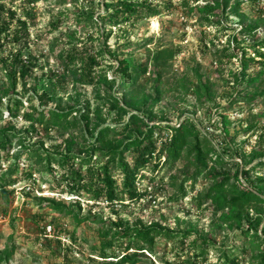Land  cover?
I'll return each instance as SVG.
<instances>
[{"label": "rangeland", "instance_id": "rangeland-1", "mask_svg": "<svg viewBox=\"0 0 264 264\" xmlns=\"http://www.w3.org/2000/svg\"><path fill=\"white\" fill-rule=\"evenodd\" d=\"M148 1L160 7L159 15H148L136 22L110 27L99 20L104 12L101 0H38L30 5L25 0L17 1L14 5L11 0H0V29L3 20L10 25V30L7 34L4 33L0 40V57L11 59L13 54L22 52L25 61L19 63V70L23 64H28L29 60L33 63L28 66L29 71L25 78L20 76L18 79L19 98L24 100L27 107L90 108L89 130L82 128L80 111L69 127L56 126L50 131H44L42 126H37V131L33 132L32 127L21 118L12 126L21 134L20 139L23 138L26 144L41 145L40 142H43L44 147L53 148L58 152L65 153L70 148L72 152H82L84 155L88 150L101 148L102 143L96 142L91 134L96 135L102 125H115L118 118L124 124L130 116H120L112 107L114 104L118 105L115 97L120 99L121 104H124L125 98L131 97L125 95L128 89L119 85L121 75L114 72L118 61L104 58L102 67L99 68L106 70L109 78H115V83L91 86L74 83L70 78H62L64 72L60 52L76 45L87 53H95L107 44V48L116 51L119 58L132 54L138 60H146L159 46L179 48L181 52L165 67L156 69L151 63L150 74L144 82L145 93L150 96L159 93L160 101L149 105V109L142 108L139 113L141 117L147 116L146 121L150 123L178 125L187 118H193L205 135L211 137L221 149L227 162L225 165H217L208 157L205 171L195 176V156L191 159L185 153L176 162L165 163L154 172L148 168L147 178L140 181L139 186L148 187L151 192L141 200L125 201L126 205L122 207L119 203L115 208L119 209L120 216L129 219L133 225L139 221L148 225L151 222H159L176 231H192L184 243L181 242V237L166 239L157 236L155 252L152 255L154 263L142 261L137 264H184L187 259L203 262L205 259L198 256L199 250L191 244L194 237L211 240L205 264H227L222 248L237 246L235 251L240 253L243 244L242 229L237 224L222 222L211 201H203L202 205L199 201L215 180H222L225 172L234 173L238 165L242 167L245 160L250 158L253 150L264 148V75L253 84L248 85L244 81L243 84L235 86L237 78H241L237 74L242 69L241 57L244 50L247 56L254 57L255 49L252 44L264 37V0ZM216 1L227 2V7H219L218 15L214 18L216 24L210 25L206 21L207 15L202 13L199 7L215 6ZM22 6L34 8L37 12V26H30L28 32L21 29L20 40L15 41L11 34L21 27L17 19L23 14ZM12 9L17 11L14 19L10 15ZM60 12H69L71 15L69 18H63V24L58 31L50 33L49 20H53ZM86 15L93 17L87 19ZM246 23H255L258 27L250 34H244L242 27ZM234 36L238 37V45ZM258 70L259 66L252 64L246 74L255 75ZM158 75H161L159 84L156 81ZM50 79L62 84L56 94L44 90V85L49 84ZM201 81L210 90V99H202V102L194 94ZM10 87L11 82L0 61V91H7ZM261 93L263 95L256 96ZM251 94H255L253 100L242 97ZM7 101V97H4V104ZM151 110L153 116L149 119ZM75 114L76 112L73 117H76ZM10 121V118L5 116L0 120V128L4 124H10ZM168 132L170 131L163 132L164 137ZM20 139L14 141L12 152H21L18 144ZM29 151L31 150L22 153L19 161L21 168H30L33 164V161L28 159ZM6 155L1 152L0 164L11 168L16 158L7 160ZM127 158L131 161L132 155L128 153ZM106 159L107 157L102 156L99 151L93 158L97 162ZM76 162L78 166L79 160ZM263 165L264 157L254 159L246 165L245 168L251 172L250 181L259 175L264 176ZM37 167L32 165L37 176L36 183L27 184L23 176H20L19 170L15 175L16 185L9 187V190L14 189V193L9 195V200L6 201L4 195L0 194V251L8 244L15 246V254L9 264H102L100 259L94 257L99 258L102 242L106 239L103 232L108 229V225L103 228L99 222L92 219L76 224L72 215H60L46 203L40 204L36 198L38 195L55 197L66 203L73 202L75 199L72 198L76 197L61 193L66 185L59 181L62 173L59 168L52 175L47 171L37 172ZM214 167L221 174L217 179L207 175ZM115 176L121 181L120 172H116ZM240 181L244 185L249 182L242 176ZM181 184H184V192L180 190ZM30 187L34 190L30 191ZM83 198V211L86 213L92 203L85 200L88 196ZM93 208L105 218L117 217L106 202H100ZM35 214L42 217L38 219L37 216L34 217ZM254 214L252 211L251 215ZM44 224L52 225L59 232L57 234L62 237L61 245L57 242L50 246L43 245L46 237L43 233ZM263 228L264 213L258 229L261 235ZM129 240L130 237L121 240L122 245L116 242L110 251L122 252ZM263 247L262 243L260 249L248 253L238 264H261L259 256Z\"/></svg>", "mask_w": 264, "mask_h": 264}, {"label": "trees", "instance_id": "trees-1", "mask_svg": "<svg viewBox=\"0 0 264 264\" xmlns=\"http://www.w3.org/2000/svg\"><path fill=\"white\" fill-rule=\"evenodd\" d=\"M17 1L22 0H11L12 5ZM25 1L30 5L35 4L38 0ZM101 2L104 6V12L100 15L99 20L110 27H118L129 22L139 21L148 15L156 16L161 13L160 7L148 0H101ZM216 3L217 5L215 6L205 5L199 7L200 11L207 15L206 21L210 25L216 24L214 18L218 15L219 7L221 5H224V9L227 7V2L219 3V1H216ZM21 11L23 14L17 19L21 27H18V31L11 34L12 39L15 41L20 40L21 29H24V32H28L30 26H37V12L33 7L22 6ZM16 13V10L12 9L10 11L13 19ZM70 15L69 12L56 14L53 20H49V32L55 33L58 31L63 24V18H69ZM85 17L88 19L93 17V15H86ZM211 17L213 18L210 19ZM3 21L1 22L0 40H2V35L4 33L7 34L10 30V25L5 20ZM257 27L255 23H246L242 27V32L250 34ZM90 37L92 40L94 39L93 36ZM234 39L238 45L240 43L238 37L234 36ZM104 45L105 47L100 48L95 53H87L76 45L60 52L64 72L62 78H70L74 83L91 86L115 83V78H109L107 71L99 68L102 67L104 58L118 61L114 72L121 75L119 85L126 90L128 89L125 95L131 96L125 98L124 104H121L120 99L115 97L118 105L114 104L112 106L120 116L130 114L129 120L123 124L118 118L115 125H102L96 135L95 133L91 135L96 139V142L102 143L103 146L88 150L84 155L82 152L76 154L70 148L65 153L58 152L53 148L44 147L43 142H40L41 145H30L26 144L23 138L20 139L21 134L12 126L19 118L27 122L29 127H32L33 132L37 131V126H42L44 131H50L56 126H71L80 111L79 116L82 120V128L89 130L90 108L86 109L76 106L55 109L40 108L38 106L27 107L24 100L18 96L17 83L20 76L25 78L29 71L28 66L33 65V63L29 60L28 64H23L21 70H19V63L25 61L22 57V52L13 54L11 59L10 57H0V61L5 67L11 82V87L7 91H0V120L5 118V116H8L11 120L10 124H4L0 128V158L1 152L7 154V160L16 158L11 168H5L2 166L3 164H0V194L4 195L6 201L9 200L10 193H14V189L9 190V187L16 185L17 179L15 175L19 170H21L20 176H23L27 184L31 182L34 184L37 181V176L32 169L33 164L38 166L36 168L37 172L44 173L47 171L52 175L59 168L62 171L59 181L66 185L61 190V193H67L72 195V197L76 196V198H72L75 200L66 203L62 199L46 195H38L36 198L40 204L46 203L48 207L60 215H72L76 224L92 219L94 222H99L103 228L108 225V227L106 226L108 229L103 232L106 239L102 242L100 254H98L99 258L94 257V259H100L102 264H137L142 261L154 263L152 255L155 252L154 247L157 236H163L166 239L181 237V242L184 243L191 236L192 231H176L159 222H151L148 225L139 221L136 225H133L129 219L120 216L119 209H116L115 205L121 203L120 206L123 207L127 204L125 201L141 200L151 192L148 187L142 188L139 186L140 181L147 178L146 169L148 168H151V171L154 172L164 166L165 163L176 162L186 153L188 158L192 159V156H195L194 160L197 165L195 176H197L203 173L208 166V157H211L217 165H225L227 159L221 149L216 146L213 139L205 135L193 118H187L178 125L150 123L146 121L147 116L141 117L139 113L142 108L149 109V105H154L160 101L159 93H156L157 95L155 96L145 93L144 82L147 75L150 74L151 63L156 69L165 67L181 52L179 48L159 46L153 50L146 60H138L132 54H125L123 58H119L120 56H118L119 54L116 51L108 49L107 44ZM252 46L255 49L254 57L247 56L245 50L241 57L242 69L237 74L241 78H237L236 87L243 84L244 81L248 85L253 84L264 75V37L254 42ZM252 64L258 65L259 70L255 75L246 74V70ZM156 81L159 84L161 75L157 76ZM61 85L59 81L50 79L49 84L44 85V90L56 94ZM209 93L208 86L202 81L194 90L195 96L201 102L202 99H210ZM140 95L141 98H139ZM257 95H263V93ZM4 97L8 99L6 104L3 102ZM242 97H248L253 100L255 94ZM75 112L76 117H73ZM152 116L153 110L148 115L149 119H152ZM165 130L170 131L166 137H164L163 133ZM17 139H20L18 140L21 148L20 153H18L19 151L12 152L15 147L14 141ZM89 141L91 142L92 140ZM26 150H31L29 151L28 159L33 161V164L30 165V168L29 166L28 168H21L19 161L23 155L22 153ZM97 151L102 156L107 157V159L105 161H94L93 158ZM128 153L132 155L131 161L127 158ZM260 157H264V148L253 150L250 158L245 160L242 167L238 165L234 173L225 172L222 180H215L204 197H202L203 199L201 198L199 201L200 205H202L203 201H211L215 213L220 214L219 219L222 222L231 223V225L237 224L242 229L243 244L240 253L235 251L237 246L222 248L227 264H238L248 253L260 249L262 243L264 245V228L262 229L263 235L259 234L258 231L263 221L264 213V176L259 175L250 181V169L245 168L248 163ZM77 160H79L78 166H76ZM116 172L121 173V181L115 176ZM207 175L217 179L221 174L214 167ZM240 176L247 181L249 180L247 185L241 183ZM255 180L261 182V184H257ZM184 189V184H181L180 190L184 192ZM33 190L34 188L30 187V191ZM83 196H88L89 198L85 200L88 203H92L86 213L83 211L85 209L84 201L82 200L84 199ZM100 202H106L117 217L115 219L111 216L110 218H105L100 214L101 212L94 211L93 207ZM252 211L255 212L254 216L251 215ZM36 216L38 219L42 217L40 214H35L34 217ZM43 229L45 234V224ZM54 232L55 235L53 237H45L43 245L50 246L53 242H57L59 245L62 244V237L57 234L59 232L56 229ZM126 237H130V240L122 252L110 251V248L116 242L122 245L120 241ZM210 242L211 240L203 237H194L191 242L193 248L199 250L198 256H202L205 259L204 261H206ZM131 249L133 251H130ZM263 251L264 247L259 256L261 264H264ZM14 254L15 246L12 243L8 244L0 251V264H9ZM204 261L187 259L184 264H205Z\"/></svg>", "mask_w": 264, "mask_h": 264}, {"label": "built area", "instance_id": "built-area-1", "mask_svg": "<svg viewBox=\"0 0 264 264\" xmlns=\"http://www.w3.org/2000/svg\"><path fill=\"white\" fill-rule=\"evenodd\" d=\"M76 197V196H75ZM46 227V230H45V235L48 236V237H52V235L55 233V228L52 227V225H47L45 226ZM53 228V229H52ZM54 236V235H53Z\"/></svg>", "mask_w": 264, "mask_h": 264}]
</instances>
